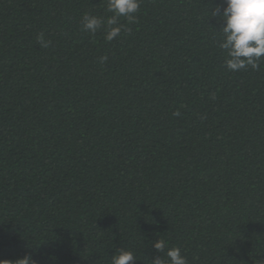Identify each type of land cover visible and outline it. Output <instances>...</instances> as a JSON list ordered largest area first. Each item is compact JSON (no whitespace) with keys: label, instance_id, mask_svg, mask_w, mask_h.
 Masks as SVG:
<instances>
[{"label":"trees","instance_id":"trees-1","mask_svg":"<svg viewBox=\"0 0 264 264\" xmlns=\"http://www.w3.org/2000/svg\"><path fill=\"white\" fill-rule=\"evenodd\" d=\"M226 6L139 0L108 41V0H0V260L264 264V57L228 69Z\"/></svg>","mask_w":264,"mask_h":264},{"label":"clouds","instance_id":"clouds-1","mask_svg":"<svg viewBox=\"0 0 264 264\" xmlns=\"http://www.w3.org/2000/svg\"><path fill=\"white\" fill-rule=\"evenodd\" d=\"M226 5L222 14L225 25L222 28L224 38L219 44L229 57L226 65L232 71L245 69L249 65L257 69L260 59L264 57V0H226ZM138 9L139 0H108V11L112 12L113 16L106 21L108 26L106 40L112 41L123 28V25H118L117 17H126L133 21V14ZM219 14L220 9L217 7L213 16ZM83 21V31L95 33L102 26L100 20L89 14H85ZM38 39L43 47L48 46L42 36ZM174 115L179 116V111ZM165 247L166 243L163 240L155 244L157 250ZM167 257L170 264H187L179 248H170ZM134 261L135 257L130 251L121 250L112 257V264H132ZM0 264H33V261L30 256H25L15 262L0 260ZM154 264H163V262L156 260Z\"/></svg>","mask_w":264,"mask_h":264}]
</instances>
